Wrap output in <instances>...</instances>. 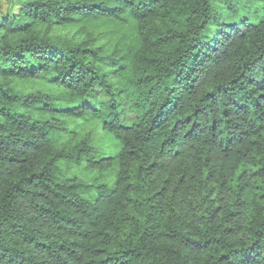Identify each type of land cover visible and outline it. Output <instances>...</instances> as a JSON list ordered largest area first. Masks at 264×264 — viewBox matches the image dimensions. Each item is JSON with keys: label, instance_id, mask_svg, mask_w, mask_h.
<instances>
[{"label": "trees", "instance_id": "trees-1", "mask_svg": "<svg viewBox=\"0 0 264 264\" xmlns=\"http://www.w3.org/2000/svg\"><path fill=\"white\" fill-rule=\"evenodd\" d=\"M0 0V264H264V0Z\"/></svg>", "mask_w": 264, "mask_h": 264}, {"label": "rangeland", "instance_id": "rangeland-1", "mask_svg": "<svg viewBox=\"0 0 264 264\" xmlns=\"http://www.w3.org/2000/svg\"><path fill=\"white\" fill-rule=\"evenodd\" d=\"M4 3V9L6 8V0H2ZM219 4L225 5V0H217ZM231 3H239V2H244L245 0H229ZM250 1V0H249Z\"/></svg>", "mask_w": 264, "mask_h": 264}]
</instances>
